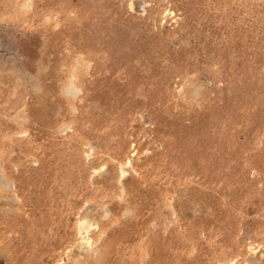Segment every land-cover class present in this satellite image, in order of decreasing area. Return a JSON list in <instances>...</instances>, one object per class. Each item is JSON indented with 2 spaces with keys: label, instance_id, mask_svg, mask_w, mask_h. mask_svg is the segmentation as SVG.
Segmentation results:
<instances>
[{
  "label": "rangeland",
  "instance_id": "374dc122",
  "mask_svg": "<svg viewBox=\"0 0 264 264\" xmlns=\"http://www.w3.org/2000/svg\"><path fill=\"white\" fill-rule=\"evenodd\" d=\"M0 264H264V0H0Z\"/></svg>",
  "mask_w": 264,
  "mask_h": 264
}]
</instances>
